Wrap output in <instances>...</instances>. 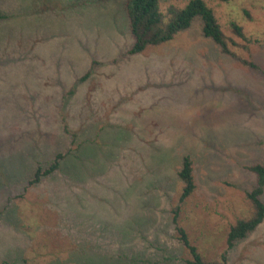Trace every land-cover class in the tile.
Here are the masks:
<instances>
[{
  "label": "rangeland",
  "instance_id": "rangeland-1",
  "mask_svg": "<svg viewBox=\"0 0 264 264\" xmlns=\"http://www.w3.org/2000/svg\"><path fill=\"white\" fill-rule=\"evenodd\" d=\"M125 1L0 0V264H187L172 213L186 155L197 187L180 224L202 256L264 264V221L227 244L253 212L248 167L264 163V0H206L256 68L199 18L128 54ZM188 2L160 0L165 15Z\"/></svg>",
  "mask_w": 264,
  "mask_h": 264
},
{
  "label": "trees",
  "instance_id": "trees-1",
  "mask_svg": "<svg viewBox=\"0 0 264 264\" xmlns=\"http://www.w3.org/2000/svg\"><path fill=\"white\" fill-rule=\"evenodd\" d=\"M100 1L107 2L109 0ZM222 1L230 2L231 0ZM125 11L133 38V45L128 50V54H139L150 46H159L174 39L178 33L189 29L193 21L199 18L203 23L204 35L218 44L223 53L232 56L246 66L256 68L255 63L242 58L231 48L232 39L223 30L214 9L206 0H189L183 7L169 5L166 15L163 14L165 12L161 8L160 0H126ZM3 18L6 16L0 14V20ZM232 29L239 37H245L242 26L236 22L232 23ZM90 73L91 71H88L83 79H86ZM69 154L70 151L59 152L45 164L39 163L33 177L28 182V186L40 184L43 179L56 173L60 169L62 161ZM248 168L257 176L255 187L247 192L253 212L249 217L237 220L230 227L227 237L228 248H233L238 241L245 239L264 221V163H257ZM178 176L183 182V188L179 201L172 210L173 223L178 238L189 251L190 258L187 260V264H227L225 253L217 261L206 260L192 242L187 230L180 224L182 205L197 187L194 176V161L190 155L184 156Z\"/></svg>",
  "mask_w": 264,
  "mask_h": 264
}]
</instances>
